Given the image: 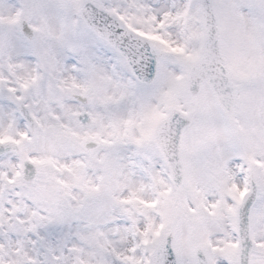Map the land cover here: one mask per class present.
I'll return each instance as SVG.
<instances>
[{"label": "snow or ice", "instance_id": "6c2138e0", "mask_svg": "<svg viewBox=\"0 0 264 264\" xmlns=\"http://www.w3.org/2000/svg\"><path fill=\"white\" fill-rule=\"evenodd\" d=\"M0 264H264V0H0Z\"/></svg>", "mask_w": 264, "mask_h": 264}]
</instances>
